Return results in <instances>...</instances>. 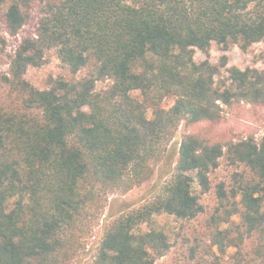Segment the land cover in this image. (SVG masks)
Masks as SVG:
<instances>
[{
  "label": "trees",
  "instance_id": "trees-1",
  "mask_svg": "<svg viewBox=\"0 0 264 264\" xmlns=\"http://www.w3.org/2000/svg\"><path fill=\"white\" fill-rule=\"evenodd\" d=\"M37 1L0 0L10 34L28 23ZM42 1L37 32L21 41L3 77L17 98L0 103V264H69L93 206L157 173L158 183L168 179L149 202L106 217L90 262L155 264L172 247L156 217L204 213L195 185L209 193L224 157L247 171L236 172L230 188L216 185L210 241L203 254L191 249V264H220L215 247L237 248V263L264 264V135L222 142L190 130L219 124L221 103H264V71L230 67V82L218 86L219 66L195 59L213 43L227 51L263 41L264 0ZM49 49L72 73H89L37 88L26 73ZM182 124L175 159L171 142ZM234 216L241 223L223 228Z\"/></svg>",
  "mask_w": 264,
  "mask_h": 264
},
{
  "label": "rangeland",
  "instance_id": "rangeland-1",
  "mask_svg": "<svg viewBox=\"0 0 264 264\" xmlns=\"http://www.w3.org/2000/svg\"><path fill=\"white\" fill-rule=\"evenodd\" d=\"M42 0H38L33 5L28 23L21 29L17 35L10 34L5 27L4 21L0 20V103L7 104L16 100V95L12 94L10 87L3 82V77L10 72V65L15 55L16 49L21 41L30 35H34L38 29V21L41 16ZM228 57V63L225 67L221 66L222 57ZM195 59L202 62L210 60L214 65L219 66L220 73L217 75V85L221 86L228 80V68L239 67L246 69L248 67L264 71V40L252 44L248 49H243L241 45L230 43L228 50L223 46L213 43L208 53L197 49ZM90 68L81 72L72 73L59 57L56 49H49L45 53L44 63L38 67H30L26 73V79L34 86L40 89L48 88L57 79L75 80L89 73ZM110 82L99 81L97 89H103ZM229 84V83H228ZM223 87V86H222ZM175 97L166 98L162 105L169 108L173 105ZM221 122L219 124H197L191 127V131L207 132L209 137L217 138L222 142H228L232 139L238 140L249 136H254L260 140L264 135V103H253L247 101L233 100L229 104L221 103ZM152 116V112H149ZM187 126L182 124L176 137L171 142L174 158L179 148L182 137L187 131ZM156 168V166H155ZM247 169L243 166L230 164L227 157L220 161V166L211 174L213 188L209 193H201L200 187L195 185V189L200 193L201 201L205 206V212L191 220H180L172 215L163 214L156 217L157 223L164 228L171 237L172 247L168 253L156 261L155 264H191V249L194 247L198 253L203 254V246L210 241L209 217L214 212L218 200L216 196V185L220 182H226L228 188L234 183L236 172L245 173ZM168 178H165L166 181ZM163 181L162 183H164ZM158 174L154 175L142 184L135 185L132 189L115 190L104 196L98 205H94L89 215H86L84 221V230L79 232L82 250L79 255L69 264H90L93 260L96 247L103 235L104 221L112 213H120L127 207L138 208L149 202L152 198V190L159 186ZM99 208V209H97ZM128 210V209H126ZM241 223L240 216H234L223 228H233ZM220 264H240L234 259L237 248L230 247L226 251H221L218 247L214 249ZM248 248L245 246L243 253L246 254ZM241 253V254H243ZM244 256V255H243Z\"/></svg>",
  "mask_w": 264,
  "mask_h": 264
}]
</instances>
